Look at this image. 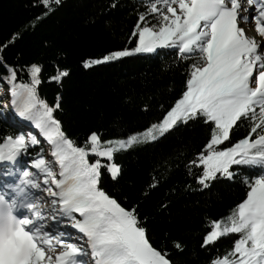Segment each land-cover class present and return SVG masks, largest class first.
<instances>
[{"label":"snow or ice","instance_id":"6c2138e0","mask_svg":"<svg viewBox=\"0 0 264 264\" xmlns=\"http://www.w3.org/2000/svg\"><path fill=\"white\" fill-rule=\"evenodd\" d=\"M62 4L35 0L39 15L0 45V66L7 71L0 81L8 86L11 105L49 146L47 156L42 148L24 161L41 143L38 136L0 137V175L12 178L0 182V264H174L166 248L155 246L138 205L127 206V197L122 201L120 192L106 190L103 178L107 174L119 183L123 169L116 153L189 122L209 129L206 142L188 161V173L200 189L238 177L247 185L246 196L225 217L208 222L202 249L235 236L231 248L208 264H264V0H146L129 37L134 47L85 60L83 66L173 49L188 63L182 93L143 131L108 140L93 131L83 146L69 138L55 115L61 94L51 105L40 98L42 66L10 65L3 54ZM25 69L28 81H18V71ZM68 76V69L57 66L49 79L62 84ZM242 125L246 135L233 141ZM157 183L154 178L149 188ZM174 247L183 251L179 241Z\"/></svg>","mask_w":264,"mask_h":264},{"label":"trees","instance_id":"16d2710c","mask_svg":"<svg viewBox=\"0 0 264 264\" xmlns=\"http://www.w3.org/2000/svg\"><path fill=\"white\" fill-rule=\"evenodd\" d=\"M34 3L35 0H0V45L39 15L41 9ZM145 3L146 0H63L57 11L34 30L29 26L23 38L3 53L10 65L42 66L38 94L50 105L61 94V109L55 115L79 146L93 131L104 140L143 131L161 119L182 93L188 63L179 60L173 49L83 66L85 60L134 47L129 37ZM113 4L116 7H111ZM57 66L69 70L62 84L49 79L56 74ZM5 75L6 68L0 66V76ZM20 80L28 81L26 69L18 71ZM3 84L7 86L0 81V86ZM19 133L24 132L17 124L0 116V137ZM244 135L246 128L242 125L234 130L232 140ZM208 136L209 129L202 122L181 123L155 141L116 153L115 160L123 169L118 184L107 174L103 178L106 190L120 192L122 201L127 197V206L138 205L141 217H147L155 246L166 248L174 264H208L213 256L230 249L235 238H221L210 250L200 247L209 220L225 217L247 191L242 177L217 181L210 190L202 191L189 175L188 161ZM42 148L47 155L49 147L44 140L31 147L22 159L35 158ZM154 178L157 186L150 189ZM174 241L182 244V252L174 247Z\"/></svg>","mask_w":264,"mask_h":264},{"label":"rangeland","instance_id":"374dc122","mask_svg":"<svg viewBox=\"0 0 264 264\" xmlns=\"http://www.w3.org/2000/svg\"><path fill=\"white\" fill-rule=\"evenodd\" d=\"M249 34H251V33H249ZM144 54H152V53H144ZM120 59H122V58H120ZM110 62H112V61H110ZM7 87L8 86H6L5 84L0 86V100H1V105L0 106L2 108V112L1 113H3V115H0V116L4 120H7V121H9L11 123H14V124H17V126L20 128V130H22L24 132V134H27V133L30 132L32 134L37 135L38 139H40L41 142L44 141V138L39 135V130L36 129L35 126L31 122L20 118L18 116V114L15 112L13 106L11 105V96H10V94L7 93ZM8 118L10 120H8ZM22 123H26V125L31 127V129L28 130V127L24 126ZM27 130H28V132H27ZM47 155H48V153H47ZM11 179H12L11 177H6V176H4V178H2V175H0V182L6 181V180L7 181H11ZM66 230L67 231H72V232L75 231V230L71 229L70 227L67 228Z\"/></svg>","mask_w":264,"mask_h":264}]
</instances>
